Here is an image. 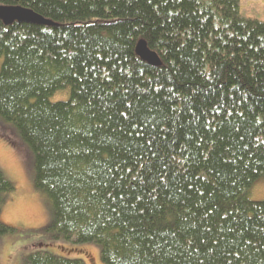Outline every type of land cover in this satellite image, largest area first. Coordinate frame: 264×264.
Returning a JSON list of instances; mask_svg holds the SVG:
<instances>
[{"label":"trees","instance_id":"16d2710c","mask_svg":"<svg viewBox=\"0 0 264 264\" xmlns=\"http://www.w3.org/2000/svg\"><path fill=\"white\" fill-rule=\"evenodd\" d=\"M240 4L0 0L52 22L0 20V117L29 145L54 238L99 244L103 264H264V21ZM15 189L0 169V214Z\"/></svg>","mask_w":264,"mask_h":264},{"label":"rangeland","instance_id":"374dc122","mask_svg":"<svg viewBox=\"0 0 264 264\" xmlns=\"http://www.w3.org/2000/svg\"><path fill=\"white\" fill-rule=\"evenodd\" d=\"M241 14L264 21V0H241ZM57 92L52 99L65 100ZM29 145L15 126L0 117V169L14 183L15 191L5 193L0 222L13 232L0 236V264H23L36 249L71 258H83L87 264H103L101 246L54 238L48 231L53 208L48 196L34 186L35 167ZM253 200H264V177L250 188Z\"/></svg>","mask_w":264,"mask_h":264},{"label":"water","instance_id":"95a60500","mask_svg":"<svg viewBox=\"0 0 264 264\" xmlns=\"http://www.w3.org/2000/svg\"><path fill=\"white\" fill-rule=\"evenodd\" d=\"M0 20L5 25L18 23H31L39 25H51L52 22L34 10L20 5H0ZM136 53L147 63L160 66L161 59L159 55L149 48L145 40H140L136 46Z\"/></svg>","mask_w":264,"mask_h":264}]
</instances>
